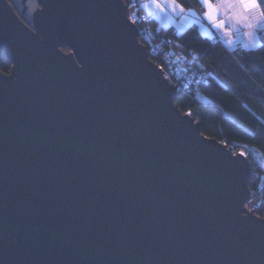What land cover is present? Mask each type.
<instances>
[{
    "label": "water",
    "instance_id": "obj_1",
    "mask_svg": "<svg viewBox=\"0 0 264 264\" xmlns=\"http://www.w3.org/2000/svg\"><path fill=\"white\" fill-rule=\"evenodd\" d=\"M1 59L0 264H264L248 159L178 108L124 0H0Z\"/></svg>",
    "mask_w": 264,
    "mask_h": 264
},
{
    "label": "trees",
    "instance_id": "obj_2",
    "mask_svg": "<svg viewBox=\"0 0 264 264\" xmlns=\"http://www.w3.org/2000/svg\"><path fill=\"white\" fill-rule=\"evenodd\" d=\"M186 10L202 12L200 0H176ZM214 1V0H212ZM127 4L128 0H124ZM261 10L264 14V0ZM162 49L182 53L202 74L197 87L180 90L176 102L184 114L201 123L202 134L229 147H247L264 160V33L255 49H229L219 39L204 36L197 26L182 33L160 29L152 23ZM69 52L67 46L63 48ZM151 59L158 63L156 57ZM12 64L1 59L0 69L9 74ZM256 169L250 188H263L255 195V214L264 218V178ZM248 202L247 206H250Z\"/></svg>",
    "mask_w": 264,
    "mask_h": 264
},
{
    "label": "crops",
    "instance_id": "obj_3",
    "mask_svg": "<svg viewBox=\"0 0 264 264\" xmlns=\"http://www.w3.org/2000/svg\"><path fill=\"white\" fill-rule=\"evenodd\" d=\"M202 3V0H200ZM218 10L220 20L225 21L219 30L205 19V8L202 12L184 9L176 0H143L145 11L151 16L156 26L162 29L173 28L182 33L192 26H197L200 32L211 39H219L229 49L238 46L245 49H255L260 43V35L264 33V14L260 7L245 10L234 0L212 1ZM215 11L213 12V18Z\"/></svg>",
    "mask_w": 264,
    "mask_h": 264
},
{
    "label": "built area",
    "instance_id": "obj_4",
    "mask_svg": "<svg viewBox=\"0 0 264 264\" xmlns=\"http://www.w3.org/2000/svg\"><path fill=\"white\" fill-rule=\"evenodd\" d=\"M128 18L139 29L140 41L147 47L150 57H156L159 68L163 71L164 76L179 92L180 90L188 89L191 86L197 87V80L202 76L191 59L184 56L182 53H170L162 49L161 43L157 39L156 32L153 27L151 16L145 11L143 0H128ZM162 28H158L160 30ZM234 153H243L250 165L251 176L256 169L262 170L264 178V160L258 158L247 147L236 148L231 146ZM250 176V179H251ZM263 188L262 184L257 185L256 189H251L250 206L247 208L250 211H255L256 201L255 195Z\"/></svg>",
    "mask_w": 264,
    "mask_h": 264
},
{
    "label": "snow or ice",
    "instance_id": "obj_5",
    "mask_svg": "<svg viewBox=\"0 0 264 264\" xmlns=\"http://www.w3.org/2000/svg\"><path fill=\"white\" fill-rule=\"evenodd\" d=\"M234 2L242 5L245 10L260 7L259 0H234ZM202 6L205 8V19L209 20L210 23H214V26L217 28V30L224 26L226 22L220 20L219 12L218 10L214 9L211 0H202ZM214 11L215 17L213 18ZM241 155H243V153H241Z\"/></svg>",
    "mask_w": 264,
    "mask_h": 264
}]
</instances>
